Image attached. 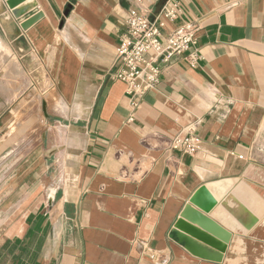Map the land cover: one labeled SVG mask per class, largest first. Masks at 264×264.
I'll return each mask as SVG.
<instances>
[{
	"label": "crops",
	"instance_id": "0c3cea01",
	"mask_svg": "<svg viewBox=\"0 0 264 264\" xmlns=\"http://www.w3.org/2000/svg\"><path fill=\"white\" fill-rule=\"evenodd\" d=\"M164 2L0 0L2 61L20 49L32 85L0 101V131L35 140L0 155V264H264V216L246 229L220 203L204 213L231 233L224 253L175 227L204 184L264 200V0H186L178 23L199 24L202 58L172 61L133 113L116 48L131 7L155 17ZM187 130L194 156L169 147Z\"/></svg>",
	"mask_w": 264,
	"mask_h": 264
},
{
	"label": "built area",
	"instance_id": "2783aa9c",
	"mask_svg": "<svg viewBox=\"0 0 264 264\" xmlns=\"http://www.w3.org/2000/svg\"><path fill=\"white\" fill-rule=\"evenodd\" d=\"M185 1L165 0L155 17L138 6L129 9L126 31L116 48L112 78L126 84L133 113L145 95L158 87L163 70L172 61L185 59L197 66L202 58L196 47L192 49L196 46L199 24L195 21L178 23ZM133 120L134 116H131L128 121ZM201 143L196 132L187 130L172 137L169 147L194 156L200 151Z\"/></svg>",
	"mask_w": 264,
	"mask_h": 264
},
{
	"label": "water",
	"instance_id": "95a60500",
	"mask_svg": "<svg viewBox=\"0 0 264 264\" xmlns=\"http://www.w3.org/2000/svg\"><path fill=\"white\" fill-rule=\"evenodd\" d=\"M5 1L9 8L14 9L24 0ZM30 8L31 5L15 10V14L17 17H21ZM38 17L24 23V28H27ZM210 188L216 190L217 187L212 184H204L194 192L177 219L175 227L192 238L224 253L231 239V233L225 231L204 213H209L220 203L243 227L251 229L264 216V200L244 181H240L235 186L232 185L231 190L222 197L219 194L220 199L214 196Z\"/></svg>",
	"mask_w": 264,
	"mask_h": 264
},
{
	"label": "rangeland",
	"instance_id": "374dc122",
	"mask_svg": "<svg viewBox=\"0 0 264 264\" xmlns=\"http://www.w3.org/2000/svg\"><path fill=\"white\" fill-rule=\"evenodd\" d=\"M6 42L5 40L3 41ZM4 52L7 54V60L2 61V56L0 55V87L2 85H8L10 94L5 96L4 94L0 96V101L5 102V109L10 110L14 109L16 104L21 100L24 94L32 89L31 81L29 79V63H24L23 59L21 58V51L18 49V53L13 48H9L6 45L1 46ZM14 70L15 73L10 74L9 72ZM10 74V75H8ZM38 99H41V102L44 101V96L38 98V95L35 96L33 102H36ZM32 102V103H33ZM27 108V107H26ZM23 108L20 113V118L23 119L26 115V111ZM8 112V111H7ZM22 122H14L15 126L21 127ZM27 130V129H26ZM28 134L23 135L22 132L20 134V128L18 129V136L11 137L7 132L1 133L0 131V155L4 152L6 154V149L8 146L12 147L13 145L20 146L19 150L26 149L27 151L32 147L35 143V140L29 143L30 134H34V131L27 130ZM30 132V133H29ZM15 139V141H14ZM23 140H26V143H23ZM23 143V144H22Z\"/></svg>",
	"mask_w": 264,
	"mask_h": 264
},
{
	"label": "bare ground",
	"instance_id": "6f19581e",
	"mask_svg": "<svg viewBox=\"0 0 264 264\" xmlns=\"http://www.w3.org/2000/svg\"><path fill=\"white\" fill-rule=\"evenodd\" d=\"M4 56V55H3ZM6 56H4V58H5ZM10 73V72H9Z\"/></svg>",
	"mask_w": 264,
	"mask_h": 264
}]
</instances>
